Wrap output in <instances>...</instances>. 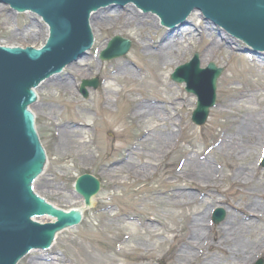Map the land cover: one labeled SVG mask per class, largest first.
<instances>
[{
    "label": "rangeland",
    "instance_id": "1",
    "mask_svg": "<svg viewBox=\"0 0 264 264\" xmlns=\"http://www.w3.org/2000/svg\"><path fill=\"white\" fill-rule=\"evenodd\" d=\"M120 10H123V8H116L115 12L117 13ZM142 14L154 16L151 13ZM189 15L191 18L193 17L194 24L200 23V26L207 24V22L202 23L198 11H192ZM97 23L92 20L93 28H91L94 42L85 55L86 58H89L88 62L91 67L86 70L85 76H74L73 79L67 77L77 87L74 99L70 94L63 92L60 87L45 86L40 83L35 88L37 101L30 106L33 114L43 119L42 123L35 124V128L47 154L42 173L32 183L34 192L55 206L67 210L69 207L77 208V206H82V200L73 188V183L77 176L88 173L100 181V189L94 195L92 205L86 209L82 224L79 223L75 227L67 228L57 233L52 250L47 251L52 256L53 264L55 262L59 264H90L89 260H87L89 254L92 255L93 253L95 255L99 252L110 255L118 249L121 243L133 246L134 249L122 252L120 260H118L119 263L134 264L141 257L140 253H146L144 250L146 244L140 243L142 241H138L139 239L134 242L127 241L128 237L123 234L128 232L125 228L118 229L115 233H105L102 227V223L106 219L103 214L104 209L118 213L122 219L129 217L134 224L133 226L137 227L141 234L150 233L141 226V224L146 223V217L155 219V222L154 220L151 221L154 225L159 222L163 224L165 217L164 228H172L174 233L180 235L183 230L184 217L178 213L175 217L172 216V221L168 220L167 217H170L171 213L174 215L175 212L180 210H171V208L163 206V203H166L164 199L166 196L158 194L160 190H164L165 194H167L170 188L169 185L163 182L162 175L176 169L182 151L186 150L190 144H196L199 149H206L207 145L216 138V135L225 129L228 124L226 114L224 112L217 113V110L223 108L222 104L229 98L228 96L233 90L255 91L262 88L263 90L258 91L262 94L258 100H255L251 93H248L247 103L243 102L242 104L246 105L250 102L248 106L253 107L264 115V77L257 76L260 69L264 70V62L257 60L250 52H237L233 46L228 47L227 44H223L225 48L211 53L208 48L211 38L223 42L222 36L213 38V30L205 29L207 38H202L197 34L189 38L187 42L183 41L177 49H174V53L168 56V59L173 61L172 64L162 72L163 80L171 82L172 86L166 88L161 83H158L157 86H154L158 91H151L153 89L152 84L156 83L154 65L157 57L151 55L142 57L138 53V39L143 36L147 38L146 44L152 42L153 36H158V31L162 28L160 22L153 28L141 27L135 24L125 26L121 22L112 23L110 21H105L103 26L99 27ZM114 35L129 39L131 47L124 56L109 61H101L98 53ZM98 49L99 52H97ZM194 52L198 53L200 67H205L208 62L212 61L217 67L222 68V73L216 85V104L209 109L207 119L203 125H197L191 121V112L195 107L196 96L185 90L184 83H177L170 79V73L173 69L177 65L190 60ZM178 60L179 62H176ZM129 63L141 68L140 77L142 80L126 77L120 82L114 81V89L118 93H113L112 98L116 100L111 101L110 110L106 111L107 109H103L99 101L103 98V89L109 81L107 77L114 76V72L119 67ZM71 64H74V62ZM65 69L66 66L62 70ZM70 72H73L72 69H70ZM261 74L263 75V72ZM115 76L119 75L115 74ZM93 77L98 78V86L95 89L86 87L88 96L85 98L79 90L80 82L82 79ZM228 78L231 79L230 82H227ZM162 89L171 97L178 95H180V98L183 97V99L181 98L182 100H178L179 105L175 107V112L172 113L176 114L171 115V119H173L172 123H178L180 120L181 127L184 125L188 127L181 131L173 153L152 161V163H157V167H152L151 169L152 171L155 170V173H152L147 179L139 176V178L135 177L127 180L128 182L124 185L115 186L112 179L104 174L103 165L110 161L113 163L120 162L125 148L127 150V148L133 147L141 136L143 129L142 126L138 125L136 119L129 116L128 108L130 104L128 100L132 96L136 95L138 97L140 94L142 96L148 95L150 98L155 99L160 96L159 91ZM51 105L55 107L54 118H51L48 109ZM75 112L81 113L79 115L85 118L82 116L78 117ZM60 120L75 121L77 123L84 121L88 124L84 128L86 132L82 133L83 141H88L92 138V144L86 150L87 153H90V161L88 163L81 162L79 152L66 153L56 150L57 129L55 124ZM155 120V117H153V123ZM158 123L160 126L163 124L168 125L165 121H158ZM151 124L152 122H150ZM174 130L179 133L180 129L175 127ZM261 143H264V138ZM262 149L261 146H257L256 150L250 155L251 158H247L245 161H250L252 164L256 163L257 172L253 180L255 184L264 187V170L258 165ZM214 161L216 162V160ZM220 171L226 172L225 169H220ZM223 172H220V174H223ZM222 174L220 179L217 180L218 191L208 192V190H203L201 194H198V190L195 188L191 189L198 194L199 200H204L201 206H206L207 210L211 205H213L211 209L216 207L226 209L224 219L218 224H211V231L208 232L217 231L218 226L227 218L230 210L233 209L228 203H244L241 193L243 187L240 184H232ZM202 194L205 195L202 196ZM209 194H213L216 200L225 199L227 203L216 202L213 204L206 197ZM254 197L256 198L255 201L264 203L263 199L258 195H254ZM139 200H143V202ZM164 212H168L167 216H164ZM209 219H211V216H209ZM118 221L117 218H113L112 225H119ZM261 224L262 222L257 224L256 227L264 226ZM174 233L169 230L165 232L166 241L161 247L156 246L152 242L153 248L147 252L148 264H159V261L165 264H178L177 261L172 260L170 255L175 244ZM110 235L113 237H110ZM116 235L117 237H115ZM208 236H211V234ZM139 237L141 239L142 236L139 234ZM161 240L162 237L159 238L158 242H161ZM149 243L151 244V242ZM32 253L39 252L30 251L17 264H32L29 261V256ZM210 253L208 251V254ZM53 257H58L59 259L55 260ZM261 257L264 259V253L258 255L247 264H253ZM192 264H198V261Z\"/></svg>",
    "mask_w": 264,
    "mask_h": 264
},
{
    "label": "bare ground",
    "instance_id": "2",
    "mask_svg": "<svg viewBox=\"0 0 264 264\" xmlns=\"http://www.w3.org/2000/svg\"><path fill=\"white\" fill-rule=\"evenodd\" d=\"M115 10L116 8H110L106 14L104 9L95 11L89 17V25L93 26L92 20L98 22L99 27L103 26L105 21L121 22L125 26L135 24L149 28H153L159 23L158 17L155 15L145 16L131 4L126 5L123 10L117 13ZM205 29H208V24L201 25L199 31H193L192 28H183L185 35L178 34L176 37L171 34L168 40L165 37L161 45L155 49H151L150 45L146 44L147 38L139 37L138 53L142 57L149 55L157 57L154 65L156 83L152 84L153 89L151 91H158L154 87L158 83L166 88L172 86L171 82L163 80L162 74L173 62L168 59V56L174 53V49H177L183 41L187 42L194 35L199 34L202 38H207ZM176 45L178 46L175 47ZM208 48L213 53L216 50L225 48V46L223 42L211 38ZM88 59L86 57L77 59L75 64L67 65L66 69H72L75 76H85L86 70L91 67ZM176 62H179V60ZM261 72H263V75ZM114 73L119 76L116 77L113 74L114 76L107 77L109 81L103 89V98L101 97L102 99L99 101L103 109H107L106 111L110 110L111 101L116 100L112 98L113 93H118L114 89V81L120 82L126 77L142 80L140 77L141 68H137L132 63L119 67ZM257 76L264 77V70L260 69ZM230 81L231 79L228 78L227 82ZM42 84L60 87L63 92L70 94L74 99L77 87L68 78L67 80H58L56 74H53ZM261 89L255 91L233 90L229 94V98L222 104L223 108L217 110V113L224 112L226 114L228 124L225 129L216 135V138L207 145L208 149L206 150L199 149L196 144H190L186 150L182 151L176 169L162 175L163 182L169 185L170 188L167 194L164 190H160L158 194L166 196L164 198L166 203H163V206H167L171 210H180L175 212L174 215L171 213V216L167 217L168 220L172 221L178 213L184 217L183 230L180 235L174 233L172 228H164L165 217L163 224L159 222L155 225L151 222L153 220L155 222V219L146 217V223L140 224L150 233L141 234L139 229L133 226L134 224L129 217L122 219L118 213L109 209L103 210L106 219L102 223V227L105 233H115L118 229L125 228L128 232L123 234L128 237L127 241L134 242L139 239L138 241H142L140 243L146 244L144 248L146 253H140L141 257L134 264H148L147 252L153 248L152 242L161 247L166 241L165 232L167 230L174 233L175 244L170 255L172 260L177 261L178 264H192L196 261H198V264H247L264 253V226L256 227L261 222V225H264V203L255 201L256 198L254 197V195H258L264 201V187L254 183L253 178L257 172L256 163L252 164L250 161H245L247 158H251L250 155L256 150L257 146L264 145V143H261L264 138V115L248 106L250 102L246 105L242 104L243 102L247 103L248 93H251V96L258 100L262 95L258 92ZM159 92L160 96L155 99L140 94L138 97L134 95L128 100L130 104L128 108L129 116L136 119L138 125L142 126L143 129L141 136L133 147L127 148V150L125 148L120 162L113 163L110 161L103 165L104 174L112 179L115 186L124 185L128 182L127 180L135 177L139 178V176L147 179L152 173H155V170L152 171L151 169L152 167L156 168L157 163H152V161L173 153L181 131L188 127L187 125L181 127L180 120L178 123H172L173 119H171V115L176 114L172 113L175 112V107L179 105L178 100H182L183 97H181L182 99L180 95L171 97L163 89ZM48 109L51 118H54L55 107L51 105ZM75 114L78 117L82 116L79 115L81 113L75 112ZM153 117L156 119L154 123L152 121ZM158 121H165L168 125L163 124L160 126ZM150 122H152L151 125ZM87 125L84 121L80 123L66 120L58 121L55 124L57 129L56 150L66 153L79 152L81 162L88 163L90 153H87L86 150L92 144V138L88 141L82 140V133L86 132L84 128ZM175 127L180 129L179 133H176ZM220 169H225L226 172L224 173ZM220 172H223V174L221 173L222 176L232 184H240L243 187L241 193L244 203H228L233 209L230 210L227 218L218 226L217 231L208 232L211 231L210 224L212 222L209 216L213 205L209 206L207 210L206 206H201L204 200H199L197 196L203 190H208V192L219 190L217 180L220 179ZM193 188L198 190V194L191 190ZM204 195L202 194V196ZM206 197L213 204L216 202L227 203L225 199L216 200L213 194ZM139 201L143 202V200ZM167 214L168 212H164V216H167ZM113 218L119 220V225H112ZM139 234L142 236L141 239ZM209 234L211 236H208ZM110 237L113 236L110 235ZM160 237H162V240L158 242ZM130 249H134V247L121 243L114 253L110 255L99 252L95 255L92 253V255H88L87 260L90 264H123L118 262L120 255ZM50 250H52V247L48 251ZM208 251L211 253L208 254ZM34 252L39 253L30 254L29 261L32 264H53L52 256L47 250H35ZM53 259L58 260L59 258L53 257ZM55 264L59 263L55 262Z\"/></svg>",
    "mask_w": 264,
    "mask_h": 264
},
{
    "label": "water",
    "instance_id": "3",
    "mask_svg": "<svg viewBox=\"0 0 264 264\" xmlns=\"http://www.w3.org/2000/svg\"><path fill=\"white\" fill-rule=\"evenodd\" d=\"M0 1L18 10L36 11L49 28L48 34L46 25L36 14L16 13L0 3V44L40 47L48 34L46 43L40 49L0 46V264H14L31 247H47L57 231L73 226L80 220L79 210L63 211L58 209L59 206L55 208L32 190L31 183L42 170L45 154L36 135L33 115L28 106L36 98L32 88L81 56L90 46L92 33L88 19L91 11L110 3L134 2L145 11L157 13L163 23L170 24L183 19L190 10L197 8L216 24L256 49L264 50V0ZM110 8L121 7L109 5L99 9H104L106 14ZM200 17L202 23L207 22L209 30H213V38L222 36L223 44L233 46L237 52H250L257 60L264 62V52L253 53L241 40L205 20L201 14ZM183 28L199 31L200 23L194 24L193 17L188 15L184 21L178 22L172 28L162 26L158 36H153L152 42L148 44L151 49H155L165 37L168 40L171 34L176 37L184 34ZM128 46L127 41L115 36L101 52V58L119 56L128 50ZM197 65L198 58L195 54L191 62L178 67L171 77L177 81L185 80L188 89L198 95L193 120L202 123L208 107L214 103L215 82L220 69L209 63L202 76L201 71L196 69ZM190 68L194 69L196 77L187 73ZM210 71L213 72L212 79ZM56 76L58 80H67V77L73 79L75 72L65 69ZM197 77L205 79L204 83L196 84ZM96 84V79L83 80L81 90L84 95L85 85L96 87ZM203 84L204 88L201 90ZM34 116L35 124L43 122L42 118ZM74 187L83 198L84 205L89 206L91 197L98 191L99 182L92 175L83 174L76 179ZM219 213L215 218L216 222L224 216L223 210H219ZM42 215L49 217H40ZM33 217L40 218L34 221Z\"/></svg>",
    "mask_w": 264,
    "mask_h": 264
}]
</instances>
